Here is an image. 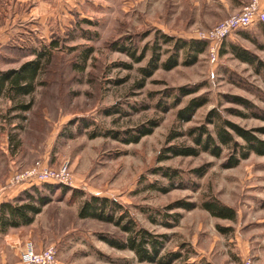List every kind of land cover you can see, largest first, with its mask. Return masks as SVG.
Instances as JSON below:
<instances>
[{"label": "rangeland", "instance_id": "rangeland-1", "mask_svg": "<svg viewBox=\"0 0 264 264\" xmlns=\"http://www.w3.org/2000/svg\"><path fill=\"white\" fill-rule=\"evenodd\" d=\"M194 5L195 0H82L72 11L64 5L63 11L71 19H37L39 34L31 32L30 41L18 39L0 48V70H4L19 64L22 54L31 57L33 48L52 40L58 42L38 76L41 82L32 93L21 96L24 101L32 100L28 110L17 109L11 99L0 96L3 190L14 185L7 184L13 171L37 159L51 166L63 162L69 165L73 185H67L69 190L65 192L62 186L47 187L43 181L19 183L25 187L35 184L50 197L37 214L32 242L27 243H37L42 248L54 245L57 264H161L139 260L132 249L109 244L104 237L125 235L113 223L79 217L78 206L90 194L115 198L138 225L165 234L161 253L181 252L171 264H243L246 256L264 264V154L251 152L236 165L226 167L227 149L219 157L207 151L196 155L163 152L170 143H192L185 134L168 136L203 123L213 107L224 118L244 127L264 124V120L228 98L242 95L264 109L263 64H250L229 51L230 33L220 41L215 58L209 52V41L191 63L184 62L182 49L177 65L157 68L144 86L138 87V67L145 64L151 49H146L144 59L135 62L113 46L118 41L137 46L139 52L152 44L158 29L176 37L202 39L197 33L211 26L203 24L210 19L196 16ZM239 30L263 41L260 22L232 33L243 37L245 47L264 63V49ZM88 47L92 50L84 62L82 57ZM160 47L161 59L173 50L170 43ZM220 49L226 51L221 53ZM181 85L198 89L162 110L157 103L168 105L173 96L166 93L170 89L177 92L175 88ZM202 94L207 99L191 119H178L177 108L190 97ZM108 108L122 110L107 114ZM81 117L95 124L84 128ZM149 118L160 119L152 132L137 141L122 140L125 129L133 131ZM95 126L102 132L116 130L119 138L111 134L90 137L88 131ZM208 127L212 129L213 125ZM74 189L77 191L73 195ZM212 198L232 206L235 218L211 215L201 204ZM183 200L192 201L194 206H176ZM4 239L0 240V264H23L18 253L27 244L16 252Z\"/></svg>", "mask_w": 264, "mask_h": 264}, {"label": "trees", "instance_id": "trees-1", "mask_svg": "<svg viewBox=\"0 0 264 264\" xmlns=\"http://www.w3.org/2000/svg\"><path fill=\"white\" fill-rule=\"evenodd\" d=\"M260 28L264 31V24L261 22ZM239 32L257 47L264 49V40L260 41L255 35L245 30H239ZM151 42L152 44L150 46H143L139 52H137L138 49L135 45H124V43H119L118 41L113 42L115 48L124 51L135 62L144 59L146 49H151V54L145 64L138 67L140 73V76L136 80L138 87L144 86L147 77L151 76L157 68L169 69L177 65L179 63L180 50L185 49L184 62L191 63L197 59L199 52L203 51L208 45V40L205 39L176 37L162 32L159 29L153 34ZM57 43L56 40H52L48 44H41V47L31 50L34 57L24 60L17 67L0 70V96H6L11 99L14 102L15 108L28 110L32 105V100L24 101L21 99V96L32 93L36 84L41 82L38 81V76L49 62L52 49L58 45ZM162 43H170L173 48L164 59H161L160 46ZM229 45V51L237 58L250 64H263L264 66L263 61L254 51L239 43L230 42ZM91 50V47L86 49L82 57L84 62L86 61L88 52H91ZM224 51L226 49H220L221 53ZM124 64L127 67L131 66V63ZM80 67L83 68V65ZM175 89L178 91L174 92V89H170L166 93L168 96H173V101L168 105L164 106V104L157 103L158 106L162 107V110L174 106L180 101L182 95L194 92L198 88L196 86L189 87L188 85H181ZM228 98L244 106L249 110V114L264 120V109L258 108L247 97L237 94L228 95ZM206 99L207 97L203 94L190 97L183 106L177 108V118L181 121L191 119L195 110L205 103ZM118 110L122 109L108 108L105 112L112 114ZM237 112L239 113L241 111ZM80 121L82 122L80 125L84 128L95 124L93 120L84 117H81ZM159 121V118H149L146 123L140 124L133 131L131 129H125L123 131V136L125 137L122 140L124 142L139 140L141 136L152 132ZM208 124H212L213 128H209ZM88 134L90 137L98 134H111L113 137L119 138L118 131L107 129L102 132L96 126L93 129H89ZM179 134L189 136L192 143H170L164 147L163 152H170L173 155H196L201 151H207L219 157L222 155L223 150L227 149L228 153L226 161L224 162V166L226 167L236 165L241 158L247 157L251 152L264 154V137L260 136V134H264V124L252 128L244 127L235 121L224 118L217 107H213L207 112L203 123L174 132V134L168 136V139ZM44 184L47 187L58 184L57 186L63 187V192L69 190L67 185L61 183L47 182ZM38 187L35 184H31L23 188L16 197L0 202V232H4L10 226L30 224L34 220L35 215L42 210L43 205L50 201V197L38 190ZM75 191L77 190H73V195L76 193ZM23 192L24 194H22ZM201 205L214 216L230 219H234L236 216V211L232 206L216 198L207 199ZM122 206L115 198L90 194L80 202L77 214L79 217L96 218L118 226L125 233L124 236L118 237L112 235L110 237H104V239L109 244L118 248L132 249L139 260L171 264L173 260L180 258L181 252L178 250L168 251L165 254L161 253L165 234H156L138 225L129 213L122 209ZM176 206L189 209L194 206V203L183 200L179 201ZM185 264L197 263L189 262Z\"/></svg>", "mask_w": 264, "mask_h": 264}, {"label": "crops", "instance_id": "crops-1", "mask_svg": "<svg viewBox=\"0 0 264 264\" xmlns=\"http://www.w3.org/2000/svg\"><path fill=\"white\" fill-rule=\"evenodd\" d=\"M137 1L141 2L142 0ZM248 1L249 0H195L194 12L195 15L201 17V19H210L209 21L203 22V24L210 26L218 19H222L230 13L238 11L242 5ZM81 2L82 0H0V48L6 47L18 39L24 43L30 41L29 36L31 37V32L32 34H39L41 29L37 28V26H39L35 23L37 19H71L69 13L63 11L65 8L64 5L72 11V9ZM263 2L264 0H259L262 8H264ZM227 38L230 42L239 43L245 47L241 41L243 37L239 34L231 33ZM21 57L23 59L21 62H23L26 58L34 57V54L31 57L22 54ZM2 146L3 144H0V147ZM3 182L4 181H0V183ZM24 187L25 185L23 184L7 186L0 192V202L14 198ZM37 214L30 224L10 226L4 232H0V240L1 238H5L4 240L18 252L17 249L20 246L28 244V241L32 242L30 237H32L33 234L32 226L37 220ZM32 244L35 250H40L43 247L37 243Z\"/></svg>", "mask_w": 264, "mask_h": 264}, {"label": "built area", "instance_id": "built-area-1", "mask_svg": "<svg viewBox=\"0 0 264 264\" xmlns=\"http://www.w3.org/2000/svg\"><path fill=\"white\" fill-rule=\"evenodd\" d=\"M255 21L264 24V8L260 6L259 0H249L238 11L223 17L214 25L200 30L197 37L209 41V52L215 58L220 41L224 37ZM34 180L73 185V177L67 162L51 166L41 159H37L24 169L13 171L7 179V184H19ZM4 187L0 186V192ZM19 256L23 264H57V250L54 245L35 250L31 244H27L19 249ZM243 264L257 263L253 257L246 256L243 259Z\"/></svg>", "mask_w": 264, "mask_h": 264}]
</instances>
